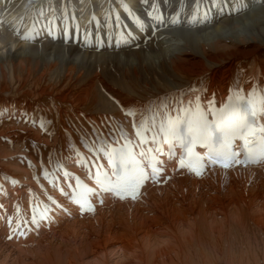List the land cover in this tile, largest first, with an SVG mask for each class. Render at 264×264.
<instances>
[{
  "label": "bare ground",
  "instance_id": "6f19581e",
  "mask_svg": "<svg viewBox=\"0 0 264 264\" xmlns=\"http://www.w3.org/2000/svg\"><path fill=\"white\" fill-rule=\"evenodd\" d=\"M0 8V264H264V164L194 177L178 137L242 100L264 130V0ZM120 148L165 170L136 199L99 187Z\"/></svg>",
  "mask_w": 264,
  "mask_h": 264
},
{
  "label": "rangeland",
  "instance_id": "374dc122",
  "mask_svg": "<svg viewBox=\"0 0 264 264\" xmlns=\"http://www.w3.org/2000/svg\"><path fill=\"white\" fill-rule=\"evenodd\" d=\"M150 30L152 31V32H150ZM146 32L147 33H149V34H151V33H153L154 34V32H155V29L154 28H151V29H149V30H146ZM136 33H138V32H134V34L136 35ZM138 35V34H137ZM74 36H76V39L75 40H77L78 39V34L77 35H74ZM139 36H141V34H139ZM148 36V35H147ZM60 39H62L61 37H60ZM128 39H130V38H128ZM148 39H149V37H146V42H145V44H147V42H148ZM70 40H71V38H70ZM114 40H118V36H114ZM54 43H57V44H64L65 45V43L64 42H62V41H60V40H57V41H54ZM111 46V45H110ZM112 72H115L114 70H112ZM117 74V75H116ZM114 79L116 80L115 82L116 83H119V82H122V81H127L128 83H131V84H133L134 86H137L138 84H137V82H136V80H132L133 82H131L130 81V79H127V78H125V77H123V76H121V75H118V73L116 72L115 73V75H114ZM136 83H135V82ZM126 87H128V89H130L131 87L130 86H126Z\"/></svg>",
  "mask_w": 264,
  "mask_h": 264
},
{
  "label": "snow or ice",
  "instance_id": "6c2138e0",
  "mask_svg": "<svg viewBox=\"0 0 264 264\" xmlns=\"http://www.w3.org/2000/svg\"><path fill=\"white\" fill-rule=\"evenodd\" d=\"M225 167H227V165H225Z\"/></svg>",
  "mask_w": 264,
  "mask_h": 264
}]
</instances>
